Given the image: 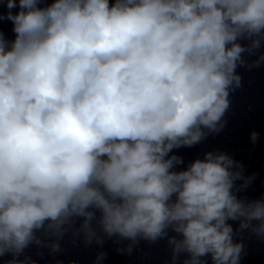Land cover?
I'll use <instances>...</instances> for the list:
<instances>
[{
	"label": "clouds",
	"instance_id": "9594fccd",
	"mask_svg": "<svg viewBox=\"0 0 264 264\" xmlns=\"http://www.w3.org/2000/svg\"><path fill=\"white\" fill-rule=\"evenodd\" d=\"M41 4L0 0L14 33L0 31V261L36 264L20 259L30 245L57 252L71 233L127 253L167 239L171 264H240L234 237L264 241V194L237 195L255 174L222 152L175 171L171 153L225 127L237 67L264 62L243 58L264 43V0Z\"/></svg>",
	"mask_w": 264,
	"mask_h": 264
}]
</instances>
